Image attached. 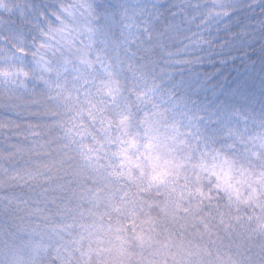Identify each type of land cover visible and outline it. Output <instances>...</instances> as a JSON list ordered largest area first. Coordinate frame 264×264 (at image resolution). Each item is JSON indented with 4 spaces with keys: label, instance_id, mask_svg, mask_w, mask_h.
<instances>
[{
    "label": "snow or ice",
    "instance_id": "obj_1",
    "mask_svg": "<svg viewBox=\"0 0 264 264\" xmlns=\"http://www.w3.org/2000/svg\"><path fill=\"white\" fill-rule=\"evenodd\" d=\"M0 32V236L26 253L8 264L264 256V117L199 100L232 40L89 0H0Z\"/></svg>",
    "mask_w": 264,
    "mask_h": 264
},
{
    "label": "clouds",
    "instance_id": "obj_2",
    "mask_svg": "<svg viewBox=\"0 0 264 264\" xmlns=\"http://www.w3.org/2000/svg\"><path fill=\"white\" fill-rule=\"evenodd\" d=\"M7 6L19 2L26 6H42L68 4L72 0H5ZM90 3H106L111 6L135 5L143 6L149 11L159 9L161 23L165 20L174 21L182 25L185 31L200 33L211 38L212 36H226L235 44L231 52L227 50L220 55L229 58L223 65L218 64L211 71V84L216 85L219 95L213 96L212 89L201 93L199 100H211L213 103L225 101L234 111L240 112L249 125L252 117H264V0H89ZM155 6V9L153 8ZM6 15V13H5ZM10 19H15V16ZM99 20V17H96ZM138 19H148L147 16ZM210 30V31H207ZM15 44L9 39L6 32H0V49H6L7 44ZM16 61L9 60L12 70L23 67L29 70L27 62L20 63L18 50ZM214 59L216 57H213ZM0 67L8 65L0 62ZM23 78V77H22ZM32 86L34 79H28ZM167 86V85H166ZM256 240L252 251L251 264H264V256L258 257L260 251ZM26 255L22 250L19 237L0 236V264H8L13 255Z\"/></svg>",
    "mask_w": 264,
    "mask_h": 264
},
{
    "label": "trees",
    "instance_id": "obj_3",
    "mask_svg": "<svg viewBox=\"0 0 264 264\" xmlns=\"http://www.w3.org/2000/svg\"><path fill=\"white\" fill-rule=\"evenodd\" d=\"M218 64H219L218 61L215 64H206V65L203 66L202 70H206L208 72L214 71L215 68L218 66Z\"/></svg>",
    "mask_w": 264,
    "mask_h": 264
}]
</instances>
